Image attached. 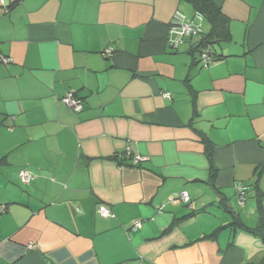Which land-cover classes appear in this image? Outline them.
<instances>
[{
    "label": "crops",
    "instance_id": "0c3cea01",
    "mask_svg": "<svg viewBox=\"0 0 264 264\" xmlns=\"http://www.w3.org/2000/svg\"><path fill=\"white\" fill-rule=\"evenodd\" d=\"M211 1L231 39L204 67L168 36L210 31L181 0H0V264L263 261L264 0Z\"/></svg>",
    "mask_w": 264,
    "mask_h": 264
},
{
    "label": "built area",
    "instance_id": "2783aa9c",
    "mask_svg": "<svg viewBox=\"0 0 264 264\" xmlns=\"http://www.w3.org/2000/svg\"><path fill=\"white\" fill-rule=\"evenodd\" d=\"M167 32H168V36L174 38L173 46L176 47L178 43L182 42L183 38L197 37L199 34H201L202 31L200 27L193 25L191 22L185 21V18L181 13L176 12L170 24L168 25ZM206 51H208V49H206L205 53L202 54V65L204 67H207L212 62L211 57L208 55V52ZM2 62L6 64L11 62V60L8 58H2ZM163 97L165 99H169L170 95L164 94ZM62 102L75 112H79L82 109L81 100L72 91L68 92L65 95V97L62 98ZM125 155L131 156L132 165L134 166L141 164L146 160L141 156L131 155L129 149H127ZM20 179L23 183L28 184L33 178L28 172L21 171ZM168 202L171 204H184L189 207L191 206L190 197L186 192H179L177 194L171 195L168 198ZM245 202H246V197L244 195V191L240 190L238 194V203L240 204V206L243 207L245 205ZM4 212H5V208L3 206L0 207V214ZM98 213L102 217H107L110 215L109 210H107L104 206L99 207ZM140 226H141V222L135 221L132 225V228L133 230H136L140 228Z\"/></svg>",
    "mask_w": 264,
    "mask_h": 264
},
{
    "label": "trees",
    "instance_id": "16d2710c",
    "mask_svg": "<svg viewBox=\"0 0 264 264\" xmlns=\"http://www.w3.org/2000/svg\"><path fill=\"white\" fill-rule=\"evenodd\" d=\"M184 2H187L191 5L193 10L196 12V14H199V16L204 17L209 25H210V31L208 34L204 35L199 34L197 37H189V38H183L182 42L186 39L193 40L197 39V46L198 50L200 51V63H202V54L205 53V50L208 49V55L211 57L212 62L215 60L214 53L212 48L220 43H226L229 42L231 39L230 30H229V21L228 19L222 14L221 9L217 7L211 0H181ZM211 62V63H212ZM206 143V156L210 163V174H211V182L215 178L216 175V167L212 160V145L209 142ZM244 195L246 196V193L244 191ZM238 221H234L226 226V228L232 229L233 231H236L237 228H243L242 225L238 224ZM247 231L258 234L262 237L263 243H264V231H262L261 227H257L254 230H250L245 228ZM259 264H264V259Z\"/></svg>",
    "mask_w": 264,
    "mask_h": 264
}]
</instances>
